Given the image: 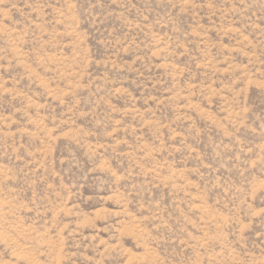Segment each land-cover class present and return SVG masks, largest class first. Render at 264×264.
Segmentation results:
<instances>
[{
    "label": "rangeland",
    "instance_id": "374dc122",
    "mask_svg": "<svg viewBox=\"0 0 264 264\" xmlns=\"http://www.w3.org/2000/svg\"><path fill=\"white\" fill-rule=\"evenodd\" d=\"M0 264H264V0H0Z\"/></svg>",
    "mask_w": 264,
    "mask_h": 264
}]
</instances>
